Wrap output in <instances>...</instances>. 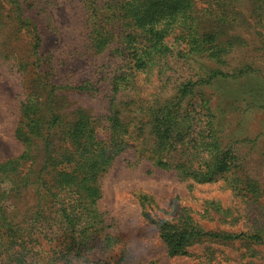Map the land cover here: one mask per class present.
Listing matches in <instances>:
<instances>
[{
  "label": "trees",
  "instance_id": "trees-1",
  "mask_svg": "<svg viewBox=\"0 0 264 264\" xmlns=\"http://www.w3.org/2000/svg\"><path fill=\"white\" fill-rule=\"evenodd\" d=\"M215 1L79 0L84 44L55 54L44 42L51 0H0L1 35L8 24L7 39L19 34L28 44L20 55L0 47V56L30 75L14 129L21 152L0 161V264H123L120 237L108 231L98 202L100 177L126 151V159L182 179H222L234 196L263 203L264 187L245 171L238 139L223 127L229 100L257 102L250 105L242 89L222 100L221 93L217 104L208 89L264 77L257 61L264 40L251 44L261 53L243 56L245 63L235 54L250 46L237 27L263 13L264 0H248V16L237 0ZM38 15L44 25L35 23ZM149 200L140 197L142 215L155 224L169 256L202 237L264 243L263 227L217 233L187 220L155 219Z\"/></svg>",
  "mask_w": 264,
  "mask_h": 264
},
{
  "label": "rangeland",
  "instance_id": "rangeland-1",
  "mask_svg": "<svg viewBox=\"0 0 264 264\" xmlns=\"http://www.w3.org/2000/svg\"><path fill=\"white\" fill-rule=\"evenodd\" d=\"M51 1L46 5V13L51 19V29L45 31L46 47H53L55 54L81 49L87 33L82 3L79 0ZM208 4L209 0L199 2V6ZM237 7L245 16L251 13L248 0H237ZM252 16L247 20L248 27L245 24L237 27L238 33L250 44L249 47L243 46V50L240 47L236 49L235 54L243 63L247 62L246 58L243 59L245 55L259 56L261 51L251 50L250 47L264 40V11ZM44 17L38 15L33 19L40 26L45 23ZM1 29L7 33L4 37L0 33V47L12 49L17 55L27 52L28 44L21 37L18 38L19 34H11L7 39L11 30L8 24L2 25ZM5 37L3 44L1 39ZM257 61L263 70L264 58L259 57ZM29 78V71L24 76L0 56V161L21 152L22 147L14 137V129ZM32 80L31 77V83ZM242 89L250 105L254 100L257 105L245 107V101L229 100L227 103L231 109L224 116L229 124L223 126L224 133L238 139L236 145L244 153L245 171L264 187V77L256 74L246 85L230 86L221 81L213 84L208 91L213 92L214 103L219 104L223 95H231L225 92H239ZM216 111L219 112L220 107L218 109L216 106ZM245 137L250 140L241 145L239 139ZM126 152L100 177L101 198L98 202L105 213L108 231L120 237L121 242L117 247L125 255L123 264H264V243L239 239H190L183 253L169 256L155 224L142 215V195L150 199L155 219L164 218L176 224L187 220L204 231L217 233L264 228V200L260 205L247 202L234 196L222 179L212 182L182 179L174 171L152 167L144 160L126 159L130 158L131 151ZM222 208L229 209L231 216L238 221L230 222L231 217L221 212Z\"/></svg>",
  "mask_w": 264,
  "mask_h": 264
}]
</instances>
